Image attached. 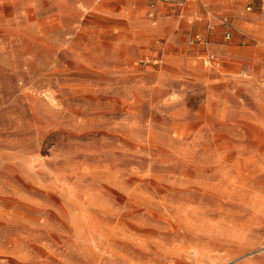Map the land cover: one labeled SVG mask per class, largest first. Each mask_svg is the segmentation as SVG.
<instances>
[{
    "label": "rangeland",
    "instance_id": "obj_1",
    "mask_svg": "<svg viewBox=\"0 0 264 264\" xmlns=\"http://www.w3.org/2000/svg\"><path fill=\"white\" fill-rule=\"evenodd\" d=\"M262 21L0 0V264H264Z\"/></svg>",
    "mask_w": 264,
    "mask_h": 264
},
{
    "label": "built area",
    "instance_id": "obj_2",
    "mask_svg": "<svg viewBox=\"0 0 264 264\" xmlns=\"http://www.w3.org/2000/svg\"><path fill=\"white\" fill-rule=\"evenodd\" d=\"M222 25H224L225 28H226V31H225V38H226V39H229V37H230V31H229L230 24H229L228 21L224 20V22L222 23ZM211 28H213V26H211ZM194 39H195V40H193L192 42H201V38H200L199 35H196Z\"/></svg>",
    "mask_w": 264,
    "mask_h": 264
},
{
    "label": "crops",
    "instance_id": "obj_3",
    "mask_svg": "<svg viewBox=\"0 0 264 264\" xmlns=\"http://www.w3.org/2000/svg\"><path fill=\"white\" fill-rule=\"evenodd\" d=\"M262 24H263V25H262L261 27H264V21H262Z\"/></svg>",
    "mask_w": 264,
    "mask_h": 264
}]
</instances>
